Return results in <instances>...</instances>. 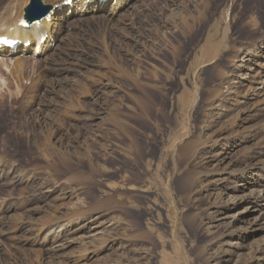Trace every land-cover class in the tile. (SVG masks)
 <instances>
[{
	"label": "rangeland",
	"instance_id": "rangeland-1",
	"mask_svg": "<svg viewBox=\"0 0 264 264\" xmlns=\"http://www.w3.org/2000/svg\"><path fill=\"white\" fill-rule=\"evenodd\" d=\"M125 3L0 55V264H264V0Z\"/></svg>",
	"mask_w": 264,
	"mask_h": 264
},
{
	"label": "bare ground",
	"instance_id": "bare-ground-1",
	"mask_svg": "<svg viewBox=\"0 0 264 264\" xmlns=\"http://www.w3.org/2000/svg\"><path fill=\"white\" fill-rule=\"evenodd\" d=\"M40 1L43 3L42 0ZM65 1L64 0L57 1L55 2V5L53 6L51 5V7L55 9L56 7L60 6ZM125 2L126 0H122L121 2H118L115 5L107 3L105 4L102 10L98 9L96 7V4L93 1L90 2L88 6L85 3L80 2L76 4L77 6L76 11L78 12L77 17L85 16V14L87 13L91 14L95 12H104V10H107L105 11V15L100 14L99 16L103 18L105 17V18L112 19V17L118 15L120 11L125 7L126 5ZM27 3L28 1L25 2L24 0H17V1L11 0L10 2L8 1L7 6L5 7L4 15L2 18H0V29H5L6 33L9 32L11 29H18L19 22L23 19L24 6ZM66 21L69 22L71 20H69L68 18H64L61 15V13H55L50 23H48L46 20L43 21L42 25L44 26V28L42 30H37L35 27H32L31 29H28L25 31L23 30L18 31V35L20 38H24L26 36L32 37L33 39H35L33 42L35 44L39 33L47 32L51 36V40L47 41V43L42 47L40 56H43V55H46L47 52L51 50L52 45H53L52 43L56 42L57 36L65 29V26L63 25L66 23ZM33 48L34 50L25 49L24 51H22V53L24 55H28V54L36 55V53L38 52L37 45L34 46ZM2 53L3 54L9 53L13 57H18V55H14L13 52L2 51L0 52V55ZM15 67H16L15 70H19V72H25L26 68L24 65H22V63L20 62V59L17 60ZM116 123L120 124L119 122H116ZM108 203H110V200L109 202L105 203V205H107Z\"/></svg>",
	"mask_w": 264,
	"mask_h": 264
},
{
	"label": "water",
	"instance_id": "water-1",
	"mask_svg": "<svg viewBox=\"0 0 264 264\" xmlns=\"http://www.w3.org/2000/svg\"><path fill=\"white\" fill-rule=\"evenodd\" d=\"M33 6H37V7H40L41 8V5L37 2V0H34L33 1ZM49 8H45V9H43L39 14L40 15H38V16H44L46 13H48L49 12ZM38 16H36V17H38Z\"/></svg>",
	"mask_w": 264,
	"mask_h": 264
}]
</instances>
